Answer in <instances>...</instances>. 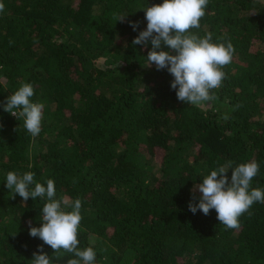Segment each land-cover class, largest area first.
<instances>
[{
  "label": "trees",
  "instance_id": "16d2710c",
  "mask_svg": "<svg viewBox=\"0 0 264 264\" xmlns=\"http://www.w3.org/2000/svg\"><path fill=\"white\" fill-rule=\"evenodd\" d=\"M0 2V264H32L40 245L55 264L76 258L56 259L30 235L47 200L13 199L10 171L53 180L69 205L81 200L78 247H93L97 264H264V203L239 229L215 209L189 210L194 186L228 162L229 182L235 167L258 162L251 187L264 189V0H210L190 30L236 49L216 98L199 106L178 100L167 68L148 66L150 41L132 43L147 29L145 9L163 0ZM24 83L44 105L36 136L4 111Z\"/></svg>",
  "mask_w": 264,
  "mask_h": 264
},
{
  "label": "clouds",
  "instance_id": "9594fccd",
  "mask_svg": "<svg viewBox=\"0 0 264 264\" xmlns=\"http://www.w3.org/2000/svg\"><path fill=\"white\" fill-rule=\"evenodd\" d=\"M210 0H163L162 4L147 7V29L141 31L133 40V45L151 42L152 49L147 55L148 66L153 63L157 70L167 68L174 76L172 89H177L178 100L190 105L199 106L205 101L214 100L212 90L219 89L226 78L224 67L229 65L236 49L231 41L213 42V34L208 32L203 37L192 33L193 28H200V21L206 14ZM5 5L0 2V13ZM126 16L114 14L116 21H123ZM134 30L139 27L138 22H130ZM162 45L168 46L170 51L159 50ZM35 91L31 83H24L14 94H11L4 111L23 118L24 128L32 136L41 132L44 105L32 102ZM224 119H228L227 116ZM232 167L231 162L212 170L203 177V182L193 188V201L189 203V210L195 214L198 210L205 215L215 209L217 219L226 229H239L240 217L249 211L255 202L264 203V189L252 188L251 181L259 173V164L255 160L242 163L232 170L231 181L227 173ZM33 172L18 175L10 171L6 176V187L11 190L12 198L19 194L24 202L31 197L47 200L42 207L40 219L41 227H31L30 235L39 237L44 244L55 250L56 259L61 258L63 250L76 258L68 260L67 264H97V252L89 246L81 250L78 232L81 226V200L76 199L71 205L66 199H56V189L53 180H47V186L34 179ZM34 185V187H32ZM199 190L202 196L196 204L195 192ZM71 207V211L66 208ZM32 264H55L52 256L39 246V252L33 254Z\"/></svg>",
  "mask_w": 264,
  "mask_h": 264
},
{
  "label": "rangeland",
  "instance_id": "374dc122",
  "mask_svg": "<svg viewBox=\"0 0 264 264\" xmlns=\"http://www.w3.org/2000/svg\"><path fill=\"white\" fill-rule=\"evenodd\" d=\"M211 101H205L202 103V105H209Z\"/></svg>",
  "mask_w": 264,
  "mask_h": 264
}]
</instances>
